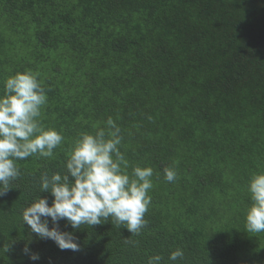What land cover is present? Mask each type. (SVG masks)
<instances>
[{"label":"trees","instance_id":"1","mask_svg":"<svg viewBox=\"0 0 264 264\" xmlns=\"http://www.w3.org/2000/svg\"><path fill=\"white\" fill-rule=\"evenodd\" d=\"M25 71L46 89L43 123L65 139L51 159L17 162L0 196V264H264V232L245 230L247 184L264 171V0H0V94ZM108 117L129 173L154 170L147 224L132 235L62 219L80 249L61 250L22 211L36 196L51 206L41 174H64L77 136Z\"/></svg>","mask_w":264,"mask_h":264},{"label":"clouds","instance_id":"2","mask_svg":"<svg viewBox=\"0 0 264 264\" xmlns=\"http://www.w3.org/2000/svg\"><path fill=\"white\" fill-rule=\"evenodd\" d=\"M47 103L46 89L35 73L17 72L3 81L0 196L21 176L18 161L31 156L51 159L54 150L63 144L62 132L43 123ZM122 142V129L112 117L94 133H80L66 153V172L41 174L39 192L51 193L54 197L51 206L47 198L36 196L22 211L23 223L39 238L54 241L61 250L80 249L73 233L60 230L58 222L62 219L73 229L110 220L132 235H139L147 224L144 217L151 203L148 193L154 187V170L136 165L129 173L130 162L121 151ZM156 175L158 178L159 174ZM177 178L175 168L165 166L164 179L175 182ZM247 191L251 204L246 211L245 230L258 234L264 232V171L251 174ZM48 217L54 224L52 228ZM183 257L184 251L177 248L168 259L174 262ZM31 259L38 260V254H33ZM162 261V254H156L148 257L147 264H162Z\"/></svg>","mask_w":264,"mask_h":264},{"label":"rangeland","instance_id":"3","mask_svg":"<svg viewBox=\"0 0 264 264\" xmlns=\"http://www.w3.org/2000/svg\"><path fill=\"white\" fill-rule=\"evenodd\" d=\"M7 55H4L3 57H6ZM9 59V61H13V59L14 58H12V60H11V58H8ZM18 62H19V60H18ZM64 64H66V62H63Z\"/></svg>","mask_w":264,"mask_h":264}]
</instances>
